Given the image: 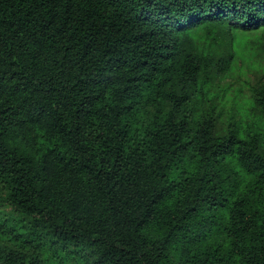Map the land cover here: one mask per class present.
I'll return each instance as SVG.
<instances>
[{
	"label": "trees",
	"instance_id": "1",
	"mask_svg": "<svg viewBox=\"0 0 264 264\" xmlns=\"http://www.w3.org/2000/svg\"><path fill=\"white\" fill-rule=\"evenodd\" d=\"M0 264H264V0H0Z\"/></svg>",
	"mask_w": 264,
	"mask_h": 264
},
{
	"label": "rangeland",
	"instance_id": "2",
	"mask_svg": "<svg viewBox=\"0 0 264 264\" xmlns=\"http://www.w3.org/2000/svg\"><path fill=\"white\" fill-rule=\"evenodd\" d=\"M10 207L6 206L1 200H0V212H9Z\"/></svg>",
	"mask_w": 264,
	"mask_h": 264
}]
</instances>
